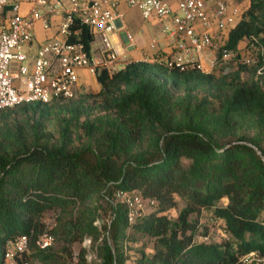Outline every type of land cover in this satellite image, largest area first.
Masks as SVG:
<instances>
[{"label": "trees", "instance_id": "1", "mask_svg": "<svg viewBox=\"0 0 264 264\" xmlns=\"http://www.w3.org/2000/svg\"><path fill=\"white\" fill-rule=\"evenodd\" d=\"M245 3L243 19L227 32L233 52L252 38L264 48V0ZM92 39L83 27L87 51ZM262 67L264 56L253 69L240 65L223 76L133 62L102 71L95 95L1 111L0 264L20 235L44 231L41 218L51 209L60 211L51 233L62 251L34 248L28 264H73L72 247L87 237L100 264H238L250 253L264 259ZM19 112L22 122L9 120ZM117 191L157 207L131 223L126 206L114 203ZM177 198L185 207L171 219ZM101 212L111 218L97 226ZM204 212L222 221L227 241L202 235ZM141 241L153 253L146 243L133 250ZM88 253L81 250L78 264H90Z\"/></svg>", "mask_w": 264, "mask_h": 264}, {"label": "built area", "instance_id": "2", "mask_svg": "<svg viewBox=\"0 0 264 264\" xmlns=\"http://www.w3.org/2000/svg\"><path fill=\"white\" fill-rule=\"evenodd\" d=\"M137 8L145 21H170L164 33L176 41L171 57L158 58L156 63L169 68L197 69L213 74L232 60L251 67L255 57L264 56V48L252 38L246 54L227 49L228 31L243 19L237 3L247 0H176L174 9L168 0H125ZM29 5V12L23 6ZM119 0H0V112L27 104H50L58 100H72L83 94L81 72L96 78L102 71L111 74L125 70L133 63L126 54H120L112 40L119 19ZM60 17L57 37L39 45L34 53L30 48L36 40V27H52L53 19ZM92 35L100 56L87 51L81 42L82 28ZM153 49L158 42L153 41ZM212 53L208 66L201 63L206 53ZM264 75V67L259 69ZM114 203L128 210L129 222L155 210L157 203L141 195L117 191ZM95 225L100 226L99 221ZM206 240V239H205ZM55 245L51 231L44 230L36 237L20 235L3 254V264H28L34 248L48 250ZM84 246L91 248V240ZM89 262L95 259L90 252ZM264 263L257 253L244 256L238 264Z\"/></svg>", "mask_w": 264, "mask_h": 264}, {"label": "crops", "instance_id": "3", "mask_svg": "<svg viewBox=\"0 0 264 264\" xmlns=\"http://www.w3.org/2000/svg\"><path fill=\"white\" fill-rule=\"evenodd\" d=\"M174 9H177L176 0H168ZM23 12H29V5L23 6ZM119 19L116 23V31L112 35L113 43L120 54H126L133 62L148 61L154 62L161 57H171L176 51V41L170 39L165 33V27L170 25V21H158L156 18L147 22L137 8H131L125 0H119L117 10ZM61 18L53 19L52 27L45 29L42 24L36 27V40L31 52L34 53L40 44L57 37L58 26ZM153 41L158 42V49H153ZM91 53L100 56L97 45H93ZM212 53L208 52L201 58V63L208 66ZM81 85L84 90H100L97 79L89 75L86 71L81 72Z\"/></svg>", "mask_w": 264, "mask_h": 264}, {"label": "rangeland", "instance_id": "4", "mask_svg": "<svg viewBox=\"0 0 264 264\" xmlns=\"http://www.w3.org/2000/svg\"><path fill=\"white\" fill-rule=\"evenodd\" d=\"M247 8V5L245 3V1L243 2H238L237 3V9L240 12H244V10ZM158 21H162L160 19H157ZM249 42L250 40L246 39L244 40L241 44H240V49L239 52L241 54H246V51L248 49L249 46ZM259 62V58L255 57V63L254 65H252L251 69H253L254 67H256L257 63ZM240 63L237 62V60H232L230 62H228L225 66L218 68L213 74H216L217 76H223L226 74H232L234 73L236 70H238L240 68ZM257 76H261L259 74H257ZM246 77V76H245ZM97 90H92L91 88L88 90H84L83 94H81L78 98L89 94H96ZM77 98V99H78ZM93 102L92 100L90 101V103ZM26 115L21 114V112L17 113L16 115L12 116L9 120H12L14 118H16L18 121L22 122L25 119ZM10 123L13 124L14 121H9ZM0 124H2L0 122ZM49 130H51L52 132L55 130V126L54 123H52L49 127ZM185 207V203L183 201L180 200V198H177V207L173 210H171L169 212V217L171 219H176L178 214L181 212V210ZM60 211L59 210H55V209H51L49 211H47L41 218V222L44 224V230H48V231H52L53 229H55L57 227V220L59 217ZM111 215L110 213H104L101 212L100 214V219H99V223L101 224H106L110 221ZM223 223L222 221H217L214 220V218L211 215V212H204L203 217L201 218V233L202 235H204V233H207L209 242L211 243H224L225 241L228 240V236L224 230L223 227ZM91 240V248L88 249L84 246V242L85 240ZM85 240L83 241V243H76L73 247H72V252H73V256H72V263L73 264H78L79 263V255L81 250H86L88 252H90L91 255H94L92 252V246H93V240L90 237L85 238ZM198 241H201L202 238H197ZM205 240V239H204ZM206 241V240H205ZM146 243L145 245V249L148 253H153V245L150 242L147 241H141L140 243H137L135 245H133V250H139L140 248H142V244ZM55 250L57 252H61L62 248H63V244L59 241H56V244L54 246ZM132 250L131 255H134V252ZM100 260L99 259H93L92 262H90V264H100ZM253 264H262L260 263L259 260H255Z\"/></svg>", "mask_w": 264, "mask_h": 264}]
</instances>
